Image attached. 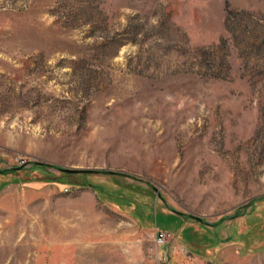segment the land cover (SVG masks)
<instances>
[{
    "label": "rangeland",
    "instance_id": "1",
    "mask_svg": "<svg viewBox=\"0 0 264 264\" xmlns=\"http://www.w3.org/2000/svg\"><path fill=\"white\" fill-rule=\"evenodd\" d=\"M1 171L0 264H264V0H0Z\"/></svg>",
    "mask_w": 264,
    "mask_h": 264
},
{
    "label": "trees",
    "instance_id": "2",
    "mask_svg": "<svg viewBox=\"0 0 264 264\" xmlns=\"http://www.w3.org/2000/svg\"><path fill=\"white\" fill-rule=\"evenodd\" d=\"M23 166L24 165H22V167H19V169H23ZM33 166L34 167H51V168H54V169H56V170H58V171H60V172H62L61 171V168H59V167H57V166H54V165H48V164H44V163H42V162H36V163H34L33 164ZM18 169V167L17 168H14V169H12L13 171L14 170H17ZM99 172H103V173H113V172H109V171H99ZM0 173H5V171H1ZM78 173H80V174H82V173H84V172H78ZM86 173V172H85ZM114 174V173H113Z\"/></svg>",
    "mask_w": 264,
    "mask_h": 264
},
{
    "label": "water",
    "instance_id": "3",
    "mask_svg": "<svg viewBox=\"0 0 264 264\" xmlns=\"http://www.w3.org/2000/svg\"><path fill=\"white\" fill-rule=\"evenodd\" d=\"M62 172L65 173H78V172H82V170H78V169H73V168H61Z\"/></svg>",
    "mask_w": 264,
    "mask_h": 264
},
{
    "label": "built area",
    "instance_id": "4",
    "mask_svg": "<svg viewBox=\"0 0 264 264\" xmlns=\"http://www.w3.org/2000/svg\"><path fill=\"white\" fill-rule=\"evenodd\" d=\"M164 236H165V235H164L163 232L160 233L158 241H159V242H163V241H164Z\"/></svg>",
    "mask_w": 264,
    "mask_h": 264
}]
</instances>
